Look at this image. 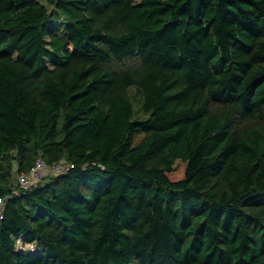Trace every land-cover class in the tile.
<instances>
[{"label": "trees", "instance_id": "1", "mask_svg": "<svg viewBox=\"0 0 264 264\" xmlns=\"http://www.w3.org/2000/svg\"><path fill=\"white\" fill-rule=\"evenodd\" d=\"M0 197V264H264V0H0Z\"/></svg>", "mask_w": 264, "mask_h": 264}, {"label": "built area", "instance_id": "2", "mask_svg": "<svg viewBox=\"0 0 264 264\" xmlns=\"http://www.w3.org/2000/svg\"><path fill=\"white\" fill-rule=\"evenodd\" d=\"M70 169V164L61 159L54 163H48L44 158L37 159L34 166L28 172H20L17 177V185L22 191L42 182L49 174H61ZM4 198L0 197V219L3 218ZM21 242V240H20Z\"/></svg>", "mask_w": 264, "mask_h": 264}, {"label": "rangeland", "instance_id": "3", "mask_svg": "<svg viewBox=\"0 0 264 264\" xmlns=\"http://www.w3.org/2000/svg\"><path fill=\"white\" fill-rule=\"evenodd\" d=\"M16 181V180H15Z\"/></svg>", "mask_w": 264, "mask_h": 264}]
</instances>
